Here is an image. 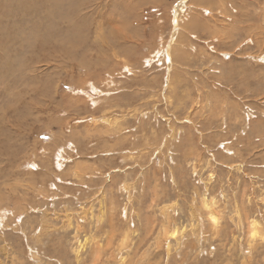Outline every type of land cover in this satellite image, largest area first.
Listing matches in <instances>:
<instances>
[{
    "label": "rangeland",
    "instance_id": "1",
    "mask_svg": "<svg viewBox=\"0 0 264 264\" xmlns=\"http://www.w3.org/2000/svg\"><path fill=\"white\" fill-rule=\"evenodd\" d=\"M17 1L0 264H264V0Z\"/></svg>",
    "mask_w": 264,
    "mask_h": 264
},
{
    "label": "bare ground",
    "instance_id": "2",
    "mask_svg": "<svg viewBox=\"0 0 264 264\" xmlns=\"http://www.w3.org/2000/svg\"><path fill=\"white\" fill-rule=\"evenodd\" d=\"M17 1V0H16ZM20 1H22V2H24L23 0H20ZM59 1V0H58ZM62 1V0H61ZM60 1V2H61ZM66 1V0H65ZM92 1V0H91ZM18 2V1H17ZM28 2H30L29 0H28ZM36 2V1H35ZM35 2H33V3H35ZM53 2V1H52ZM54 3V2H53ZM62 3V2H61ZM30 4H31V2H30ZM36 4H37V2H36ZM56 4V3H55ZM63 4V3H62ZM58 5V4H57ZM61 6V5H60ZM30 7V6H29ZM59 7V6H58ZM20 8V7H19ZM27 8V7H26ZM61 8V7H60ZM25 9V8H24ZM182 9V8H181ZM50 10V9H49ZM55 10V9H54ZM181 10L179 9V12H180ZM34 12V11H33ZM53 13V12H52ZM54 14V13H53ZM178 17V16H177ZM174 20V19H173ZM177 28V27H176ZM42 35V34H41ZM42 37V36H41ZM109 43V42H108ZM170 56V55H169ZM2 57V56H1ZM204 204V203H203ZM206 202H205V206H206ZM173 209V208H172ZM172 209H169L168 211V215L165 213V215H166V218H168V219H172V217H171V214H172ZM176 210V209H175ZM166 210L164 209L163 210V213L165 212ZM167 212V211H166ZM176 212V211H175ZM174 214V213H173ZM175 215V214H174ZM173 216V215H172ZM176 216V215H175ZM210 216H211V219L213 220V223L215 224V222H216V219H215V217L210 213ZM250 227L251 228H254V226L256 225L254 222H251L250 224ZM214 228V227H213ZM164 229H165V227H164ZM214 229H216V228H214ZM255 230V229H254ZM215 231V230H214ZM255 236H257L256 234H255ZM162 239V238H161ZM164 239H174V240H177L178 239V230L176 229V228H173V230L171 231H167V229H165V235H164ZM181 240V239H180ZM187 241V240H186ZM162 242V241H161ZM164 242V241H163ZM162 242V243H163ZM165 242H167V241H165ZM164 242V243H165ZM177 242V241H176ZM173 243V242H172ZM177 243H179V242H177ZM185 244V243H184ZM183 244V245H184ZM183 245H182V247H183ZM172 246V245H171ZM187 247V246H186ZM169 248V247H168ZM172 248V247H171ZM184 248V247H183ZM172 251V250H171ZM169 253V252H168Z\"/></svg>",
    "mask_w": 264,
    "mask_h": 264
}]
</instances>
